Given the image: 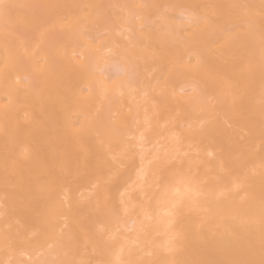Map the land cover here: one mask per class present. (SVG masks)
Here are the masks:
<instances>
[{
    "label": "bare ground",
    "instance_id": "1",
    "mask_svg": "<svg viewBox=\"0 0 264 264\" xmlns=\"http://www.w3.org/2000/svg\"><path fill=\"white\" fill-rule=\"evenodd\" d=\"M264 0H0V264H237L264 237Z\"/></svg>",
    "mask_w": 264,
    "mask_h": 264
},
{
    "label": "snow or ice",
    "instance_id": "2",
    "mask_svg": "<svg viewBox=\"0 0 264 264\" xmlns=\"http://www.w3.org/2000/svg\"><path fill=\"white\" fill-rule=\"evenodd\" d=\"M237 264H264V237H262V242H261V259L259 261L247 260L243 262H237Z\"/></svg>",
    "mask_w": 264,
    "mask_h": 264
}]
</instances>
